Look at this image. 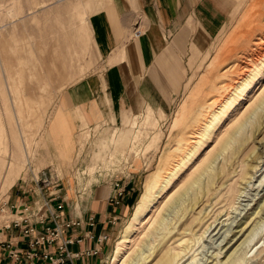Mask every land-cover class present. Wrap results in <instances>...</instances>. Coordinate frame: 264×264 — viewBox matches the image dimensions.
I'll list each match as a JSON object with an SVG mask.
<instances>
[{"label":"rangeland","instance_id":"374dc122","mask_svg":"<svg viewBox=\"0 0 264 264\" xmlns=\"http://www.w3.org/2000/svg\"><path fill=\"white\" fill-rule=\"evenodd\" d=\"M126 2L0 0V207L16 191L19 203L31 205L38 198L36 181L42 173L52 176L43 194L60 192L64 203L75 205L119 181L126 186L125 197L131 193L134 201L108 251L92 264H115L127 234L132 236L127 264H166L177 255L180 264H264V103L255 104L264 85V53L254 46L264 37V0H233L217 35L210 39L198 32L190 38L176 57L178 63L168 69L170 79L158 84L163 93L168 85V96H154L146 104L125 73L132 109L121 124L101 120L89 125L79 111L74 119L69 116L65 95L99 68L90 17L126 7ZM235 46L256 48L259 54L248 67L235 68L231 62L216 69L220 57ZM207 78L211 99L195 126L202 131L178 135L176 121ZM214 119L215 128L208 132ZM236 126H242L237 140L243 146L232 144L230 153L213 165L220 170L229 157L226 178L213 176L211 183L206 175L194 183L199 174H193L194 167L209 151L218 153L226 131ZM168 176L170 185L159 198L176 195L153 226L154 220L134 229L136 216ZM207 185L211 192L204 197ZM114 195L112 191L111 204ZM7 219L0 213V234Z\"/></svg>","mask_w":264,"mask_h":264},{"label":"crops","instance_id":"0c3cea01","mask_svg":"<svg viewBox=\"0 0 264 264\" xmlns=\"http://www.w3.org/2000/svg\"><path fill=\"white\" fill-rule=\"evenodd\" d=\"M126 1V7L103 10L90 17V33L99 58V68L65 95L71 113L69 116L74 119V112L79 111L89 125L101 120L121 124L124 114L132 109L133 98L124 81L125 73L135 85L136 96H141L146 104L151 103L154 96H168V85L164 86L163 93L158 84L170 79L168 69L178 63L176 57L184 50L186 42L198 32L210 39L217 35L234 4L233 0ZM138 25L143 34L135 39L133 34ZM110 195L111 189H96L82 203H65L63 219L82 222L79 227L66 231L67 238L81 240L71 245L69 250L73 253L98 250L97 256L89 259L82 257L74 260V264H92L93 259L103 256L120 222L129 213L134 201L131 193L119 207L110 203ZM18 197L17 191L11 192L4 202L13 204ZM91 218L94 219V226L89 222ZM38 228L43 230L41 226ZM87 233L94 238H86ZM0 235L1 240L12 243L19 252L29 247V238L19 231ZM104 236L108 237V241L102 240ZM43 250L46 249H40ZM6 256V249L0 246V257L10 264Z\"/></svg>","mask_w":264,"mask_h":264},{"label":"built area","instance_id":"2783aa9c","mask_svg":"<svg viewBox=\"0 0 264 264\" xmlns=\"http://www.w3.org/2000/svg\"><path fill=\"white\" fill-rule=\"evenodd\" d=\"M142 32L137 29L136 38H140ZM52 176L42 173L41 179L36 181L38 198L30 205L28 202L19 203L18 199L13 204L4 202L0 207V213L8 219L3 227V232L19 231L22 236L28 237V249L19 252L13 248L12 243L0 239V246L6 249L7 258L11 264H37L41 260L44 264H74V260L82 257L90 258L98 255V250H86L73 253L69 250L71 245L80 243L71 237H66V231L73 227H79L82 222L66 221L63 219L64 201L61 200L60 192L43 194V189L51 184ZM109 186L111 192L115 191L112 203L119 207L126 194V186L119 181H112ZM85 192L87 189H84ZM40 194V195H39ZM49 196L54 198L48 200ZM94 226V219H90ZM39 226L43 228L39 230ZM86 238L93 239L91 233ZM103 241H108L104 236ZM46 249L40 251V249ZM55 248V250H53ZM40 254V255H39ZM37 262V263H36ZM0 264H7L0 257Z\"/></svg>","mask_w":264,"mask_h":264},{"label":"bare ground","instance_id":"6f19581e","mask_svg":"<svg viewBox=\"0 0 264 264\" xmlns=\"http://www.w3.org/2000/svg\"><path fill=\"white\" fill-rule=\"evenodd\" d=\"M227 34V33H226ZM251 34V33H250ZM222 35V34H221ZM248 35V34H247ZM246 36V35H245ZM259 37V36H258ZM261 37V36H260ZM233 38V37H232ZM252 38V37H251ZM257 38V37H256ZM255 38V39H256ZM235 42H238L235 41ZM228 43V42H227ZM230 43V42H229ZM234 43V41H233ZM263 43H264V37L262 38H259L257 39L255 42H254V46L260 50L261 49V52L264 53V48H261L263 46ZM237 44V43H236ZM235 43L233 44V47L234 45H236ZM229 45V44H228ZM227 45V46H228ZM232 45V44H231ZM229 45V46H231ZM238 46V45H237ZM242 46V45H241ZM240 46V47H241ZM240 47H236L235 48H231L229 50H225L224 54L220 57V59L218 60V62H216V69L218 68H221V67H224L226 66L227 64L233 62L234 63V67L235 68H245L244 66L247 65L248 67V63L251 62V60L256 56V54H259L257 53L256 51V48L254 50H245V49H240ZM223 51V50H222ZM259 56V55H258ZM263 56V55H262ZM256 60V59H255ZM255 62V61H254ZM256 63V62H255ZM251 64V63H250ZM232 67V66H231ZM231 67H228V68H231ZM250 67V66H249ZM234 70V68H233ZM220 71V70H218ZM243 71V70H242ZM240 71V72H242ZM216 72V71H215ZM224 72V71H223ZM226 72V71H225ZM228 72V71H227ZM226 72V73H227ZM246 72V71H245ZM256 72V71H255ZM244 73V72H243ZM250 73V72H249ZM257 74V73H256ZM210 75H213L212 73ZM247 75V74H246ZM264 76V75H263ZM210 79V78H209ZM212 79V78H211ZM262 79V78H261ZM243 82L242 84L246 85L247 83V78L245 79H242ZM241 80V81H242ZM250 81V80H249ZM212 82V81H211ZM209 81H208V78L206 80H204L201 88L198 90V93L196 94V96L193 98L192 100V103L190 105L189 108H185V110L183 111V113H181V118L178 119V121H176V124L179 125L180 124V128H179V131H178V135H182V136H185L187 134H195L196 132L198 131H202V128L201 127H197V129L195 128L198 120H199V117H200V114L202 112V110L207 106V103L208 101H210V96L211 94L207 93V91L209 90ZM241 86V85H240ZM250 87V86H249ZM242 91V90H241ZM243 93V92H242ZM259 97L258 99H256L255 101V104L258 105H262L264 103V85L261 86L260 90H259ZM258 93V94H259ZM257 94V95H258ZM247 95V94H246ZM232 97V96H231ZM256 97V96H255ZM256 97V98H257ZM189 99V98H188ZM215 100V99H214ZM235 101V100H234ZM253 101V99H252ZM251 101V103H252ZM214 102V101H213ZM258 102V103H257ZM188 103V102H187ZM233 101L232 100H229V103L228 105L229 106H232L233 105ZM211 104V103H209ZM252 105V104H251ZM264 106V104H263ZM249 107V106H248ZM247 109V108H246ZM245 109V110H246ZM258 109V108H257ZM244 110V109H243ZM242 112V110H241ZM239 113V112H238ZM249 113V112H248ZM234 114V113H233ZM241 114V113H239ZM212 115V114H211ZM217 115V114H216ZM222 115V114H221ZM246 115V114H245ZM235 116V115H234ZM239 116V115H238ZM241 116V115H240ZM239 116V117H240ZM243 117V116H242ZM220 118V117H219ZM233 118V116H232ZM231 118V119H232ZM248 118V117H247ZM181 119V120H180ZM216 119V118H215ZM214 119V121L211 123V125L208 127V132H211V130L213 128H215V122L216 120ZM249 119V118H248ZM264 119V118H262ZM212 120V119H211ZM218 120V119H217ZM222 120V119H221ZM237 121V120H236ZM232 122V121H231ZM232 123H235L232 122ZM241 123V122H240ZM239 124V123H238ZM237 124V125H238ZM208 125V124H207ZM219 125V124H218ZM229 125V124H228ZM205 126V125H203ZM231 126V125H230ZM262 126V125H261ZM218 127V126H217ZM234 127V126H232ZM231 127V128H232ZM195 130V131H194ZM205 130V129H204ZM226 130V129H225ZM242 130V126H236L234 129H232L230 131V129L228 131H226V134L228 135V137H226L225 139H223L224 137V134L223 136L221 137V139H223V141L221 142L220 141V145L219 146V149H217V152L216 153V149H213V151H215V155H211V151L210 152V155H208L207 157H203V160L201 162H199L194 168H195V171L193 174L195 173H199L197 177H195V181L194 183H197L199 184V182H201V179L203 176H208L209 177V180L211 179V183L213 181H215L216 178L215 176H217L220 180H222L224 177L226 178L227 176V167L226 165H228V163L230 162L229 161V157H226V163L224 165L223 168H221L220 170H216L214 171L213 170V165H215L216 161L220 158V156L222 155H225V154H229L230 151H231V146L232 144L236 143L237 144H240L242 142V139L240 140H237L238 138V134L240 133V131ZM230 131V132H229ZM193 132V133H192ZM257 132V131H256ZM204 134V133H203ZM207 134V133H206ZM225 134V136H226ZM213 135V134H212ZM197 136V135H196ZM212 137V136H211ZM218 138V137H217ZM219 139V138H218ZM217 140V139H216ZM236 144V145H237ZM217 145V144H216ZM215 145V146H216ZM240 146H243V143H241ZM238 147V148H239ZM211 148H215V147H211ZM208 152V153H209ZM194 154V152H193ZM197 154V153H195ZM193 156V155H192ZM226 156V155H225ZM228 158V159H227ZM191 159V158H189ZM189 161V160H188ZM196 164V163H195ZM186 168V167H185ZM213 170V171H212ZM230 170V169H229ZM189 175L187 177V180L191 179L192 175ZM172 175V174H170ZM176 175V174H175ZM222 175H224V177H222ZM226 175V176H225ZM159 176V175H158ZM157 176V177H158ZM214 176V178H213ZM170 176H168L167 178L161 180L159 183H158V186H157V192L155 193V195L153 196V198L148 202V205L144 207V209H142L143 211L141 213H139V215L136 216L135 218V222L137 223V225L133 226L134 229L137 230L138 227H143L145 225H149L151 222H153V220L159 216L160 212L162 211L163 208L167 207L170 203L171 198H173L176 194L174 193L173 195H170V196H166L164 199L162 198H159L160 195H162L163 193H165L170 185V179H169ZM205 178V177H204ZM192 180V179H191ZM191 182V181H189ZM188 182V183H189ZM224 184V183H223ZM156 185V184H155ZM196 185V184H195ZM190 186V185H189ZM194 186V185H193ZM223 186V185H222ZM207 189H204L203 193H204V197L205 196H208L209 193L211 192V185H207L206 186ZM201 191V190H200ZM200 194V193H199ZM148 195V194H147ZM162 199V200H161ZM144 201V199H143ZM142 202V201H141ZM142 204V203H141ZM140 204V205H141ZM139 212V210L137 211ZM161 217V216H160ZM160 219V218H159ZM162 220V219H161ZM160 220V221H161ZM155 223V220L154 222L152 223V226L153 224ZM162 223V221H161ZM128 229V228H127ZM123 236V234H122ZM144 236V235H143ZM121 242L123 243V246L117 251L116 253V257L114 259V263L115 264H127L128 263V260L130 259V253L128 251V245L132 242V236L131 234H127V235H124L123 238L121 239ZM180 258V255H177L176 258L174 259H168L167 260V263L166 264H180L181 260H177ZM183 260V259H182Z\"/></svg>","mask_w":264,"mask_h":264}]
</instances>
